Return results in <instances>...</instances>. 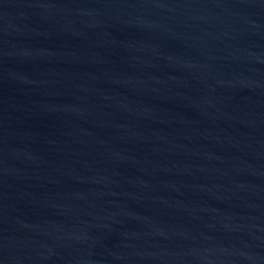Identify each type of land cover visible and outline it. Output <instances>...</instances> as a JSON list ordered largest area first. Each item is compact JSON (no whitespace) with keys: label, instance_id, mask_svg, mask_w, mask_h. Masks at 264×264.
Returning <instances> with one entry per match:
<instances>
[{"label":"water","instance_id":"obj_1","mask_svg":"<svg viewBox=\"0 0 264 264\" xmlns=\"http://www.w3.org/2000/svg\"><path fill=\"white\" fill-rule=\"evenodd\" d=\"M0 264H264V0H0Z\"/></svg>","mask_w":264,"mask_h":264}]
</instances>
